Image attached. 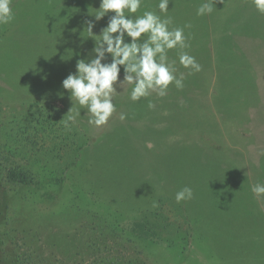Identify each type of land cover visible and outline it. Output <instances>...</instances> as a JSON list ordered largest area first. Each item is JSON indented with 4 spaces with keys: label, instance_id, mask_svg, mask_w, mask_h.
I'll return each instance as SVG.
<instances>
[{
    "label": "rangeland",
    "instance_id": "1",
    "mask_svg": "<svg viewBox=\"0 0 264 264\" xmlns=\"http://www.w3.org/2000/svg\"><path fill=\"white\" fill-rule=\"evenodd\" d=\"M179 2L181 0H174L171 4L179 8ZM157 5V0H143L138 15L144 11L160 14ZM175 12L181 15L178 10ZM13 13L14 20L0 26V88L3 86V91L10 95H13L10 85L21 79L20 72L28 70L31 63L38 64L36 56L26 52L30 45H27L30 39L27 36L29 33L47 32V29L38 27L42 23L35 20L27 9ZM171 14L167 12L166 15L171 17ZM161 16L165 18L163 14ZM177 25V22H172L169 27ZM15 36H20L19 46L13 43ZM178 51L173 49L172 56L178 57ZM179 68H176L177 76L182 74ZM188 70L183 72V77L187 76ZM205 74L202 79H196L203 80L204 86L207 80L213 90L215 78L211 79L210 73ZM119 80H123L122 68ZM125 84L116 89L117 93L125 90ZM188 85L195 86L192 82ZM259 85L264 91V80ZM210 99L209 96L203 101L206 108L210 107ZM19 104L0 109V131L14 135L8 140H0V151L2 147L17 149L11 151L14 152L12 155L5 152L8 161L3 160L0 154V264H179L187 257L181 249L191 233L187 218L175 199L161 198L175 196L183 187L181 183L169 185L166 193L161 195L162 190L156 187L158 184L150 181V191L155 195L154 199L157 198L158 206L152 211H139L135 205L145 199L135 196L137 191L140 192L137 185L127 195L122 183L108 182L109 172L104 171L105 165L91 168L98 162L86 167L88 171L85 173L81 170L75 175L77 184L80 174L78 186L69 180L73 174L59 176L58 173L45 172L47 167L43 164L46 158L60 167L68 157L74 158L73 149L88 142L86 127L80 124L78 117L66 128L64 121L69 113L49 100L25 97ZM190 104L191 109L198 106L197 103ZM252 106L256 108V104ZM115 119L118 117H112L111 122ZM245 119L227 123V127L233 126L227 130L231 135L227 136V142H237L234 153L240 152L253 159L254 169L264 156V123L261 118ZM87 128L94 132L107 131L108 125H89ZM14 131L23 133L17 141L18 134ZM210 133L216 137L214 130ZM216 139L220 143L218 137ZM20 143L29 151L27 160L15 153ZM35 151L43 157L38 163L42 166L41 171L36 168L20 170V166L29 168V163L37 165L34 162ZM10 171L23 172L25 179L22 182L10 181L6 178ZM101 171L104 174H100ZM168 179H164L165 184ZM71 189L86 192L68 193ZM184 204L190 208V216L198 219V227L202 231L200 248L206 250H195L196 257L188 258L187 264H264V211L232 206L218 209L194 195ZM262 222L261 226L257 225Z\"/></svg>",
    "mask_w": 264,
    "mask_h": 264
},
{
    "label": "trees",
    "instance_id": "2",
    "mask_svg": "<svg viewBox=\"0 0 264 264\" xmlns=\"http://www.w3.org/2000/svg\"><path fill=\"white\" fill-rule=\"evenodd\" d=\"M205 2L207 0H181L177 4L181 10L174 8L173 4L168 6V12L172 13V22L174 24L177 22L178 27L184 28L186 40L189 42L188 49L184 51L195 57L202 70L192 73L184 69L177 63V55L172 56V50H169V60L176 61V68L181 67L180 73H186L188 70L187 76L183 79L182 89L170 85L164 97L153 93L148 98L132 102L129 99L131 86L126 83L123 91L125 97L118 109V120L116 118L112 121L110 129L96 137V141L91 144L85 141L82 146L73 149L74 158L68 157L62 167L53 165L46 158L43 164L47 167L45 172L58 173L59 176L73 174V179L69 180L78 186L80 174L77 176V184L75 175L81 170L85 173L88 171L86 167L98 162L91 168L105 165L104 171L109 172L108 182L132 184L138 182V177L133 173L126 172L121 180L114 173L125 167L128 170L134 168L139 157L146 156L149 182L155 181L158 184L169 178L166 185L181 183L183 186L181 188L190 187L193 195L198 200L205 201L210 207L220 209L232 206L264 211V197H257L252 192L257 183L264 184V156L253 169V159L240 152L234 153L238 143L227 142V136L231 137L227 130L233 128L227 127V123L241 122L239 118L249 120L250 117L261 118L264 123V91L259 85L264 80V15L255 10L251 0H222V3H215L214 0L216 10L209 15L197 16L198 7ZM176 10L181 12V15L175 14ZM186 25L188 27H185ZM205 73H210L211 79L215 78L213 90L207 80L204 86L203 80L201 82L196 79H202ZM188 82L194 83L195 86L188 85ZM3 90L2 86L0 104L3 106L0 109L20 105L19 101L25 99L24 96L10 95ZM190 96L195 98L191 99ZM209 96L213 105L211 107L210 104V107L206 108L203 101ZM149 102L154 105L153 108L148 107ZM190 103H197L198 106L194 105L196 109H191ZM255 104L256 108L252 106ZM122 114L123 120L120 118ZM117 123L143 127H139L138 133L125 132L115 126ZM213 130L220 143L210 133ZM14 134H18L17 141L23 133L16 131ZM12 136L14 135L8 131H0V140H8ZM147 139L160 142L159 145L163 148L161 160L154 150L141 151L133 148V144L125 143V141L137 143ZM13 150L17 149L2 147L0 154L3 160L8 161L9 157L5 152L9 151L12 155ZM28 152L23 143H20L18 151H15L17 157L24 160L29 157ZM40 154L36 151L33 154L37 165L29 163V168L20 166V170L25 168L30 171L36 168L37 171H41L42 166L38 163L43 157ZM160 161L166 165L165 173L159 169ZM104 171L100 174H104ZM24 175L20 171H10L6 178L22 182L25 179ZM78 192L86 191L79 189ZM78 192L71 189L68 193ZM161 198L175 199V196L165 195ZM177 204L190 225L191 233L186 237L188 241L181 246L187 257L179 262L187 264L188 258L196 257L195 250L200 252L206 250L200 248L202 231L198 227V219L190 216L188 213L190 208L184 202ZM261 224L263 222L257 225ZM166 249L170 251L169 248Z\"/></svg>",
    "mask_w": 264,
    "mask_h": 264
},
{
    "label": "clouds",
    "instance_id": "3",
    "mask_svg": "<svg viewBox=\"0 0 264 264\" xmlns=\"http://www.w3.org/2000/svg\"><path fill=\"white\" fill-rule=\"evenodd\" d=\"M169 2L160 0L157 5L160 14L144 11L142 15L133 17L143 0H100L99 9L94 10L95 21H100L109 13L113 15L109 16L106 27L99 35L93 32V21L85 22L87 36L94 41V47L87 58L77 60L75 73L69 74L61 83L72 103L68 111L71 114L64 121L66 128L70 122L81 117V109H87L85 114L90 117L89 125H106L116 112L113 103V96L119 94L116 89L125 83L131 86L129 99L132 102L148 98L153 93L164 97L170 85L182 89L184 77L182 74L177 76L176 61L169 60V50L179 49L178 61L184 69L192 73L202 70L195 57L184 51L189 47L184 28L169 27L172 24L171 17L166 15ZM215 3H222V0H215ZM215 3L214 0L202 3L197 9V16L211 14ZM251 3L259 14L264 15V0H251ZM11 5L12 0H0V26L14 20ZM121 68L123 80H119ZM148 107L153 108L154 105L149 102ZM120 118L123 120L124 115ZM252 192L257 197H264V184L257 183ZM192 198L190 187H184L175 194L177 203Z\"/></svg>",
    "mask_w": 264,
    "mask_h": 264
},
{
    "label": "crops",
    "instance_id": "4",
    "mask_svg": "<svg viewBox=\"0 0 264 264\" xmlns=\"http://www.w3.org/2000/svg\"><path fill=\"white\" fill-rule=\"evenodd\" d=\"M174 0H170L169 4ZM159 3L160 0H157ZM168 4V5H169ZM100 0H12V10L25 11L27 9L32 15L35 16V20H38V25L42 30L47 29V32L43 33H29L27 36L30 38L27 42L28 49L26 52L36 56L37 63H31L32 65L28 70L22 71L21 79L14 81L10 86V93L13 95H21L35 100H49L53 102L58 108L64 112H68L72 107L69 94L62 89L61 83L69 74H74L76 71V62L78 59H85L91 53L94 47V41L87 36L86 21H93L95 27L93 29L94 34L99 35L101 29L106 27L109 16L113 15L109 13L100 21H95L93 17L94 10H98ZM141 8L135 14L141 13ZM20 36H15L13 42L16 46H19L18 40ZM95 39V38H93ZM1 46V45H0ZM14 70L17 67L13 68ZM118 88V87H117ZM122 89L119 94L113 96V103L116 107V112L109 118L107 125L110 129L112 117H117L118 109L121 106V100L125 95ZM62 98H59L61 97ZM87 109H81L80 124L84 125L85 133L88 136V143L96 141V137L106 133V130L93 131L88 129L87 126L89 115L85 114ZM71 114V113H69ZM78 118V117H77ZM78 118V119H79ZM115 126L120 131L125 132H137L139 127L128 126L127 124L117 123ZM111 131V130H110ZM125 143L133 144V148L140 149L141 151L154 150L156 155L160 158L163 155L162 147L157 140H145L140 142L125 141ZM165 163L159 165L162 173L166 172ZM131 172L138 177V182L128 184L124 182L125 192L137 185L136 197H144V201L135 205L139 211H152L158 206L157 198L152 195L147 180L149 173L148 169V157L140 156L134 168L128 170L126 167L123 170H119L114 173L118 179H123L126 172ZM125 180V179H124ZM162 190L161 195H164L169 185L165 184V181H161L156 186ZM131 197V196H129ZM154 203L156 206H154Z\"/></svg>",
    "mask_w": 264,
    "mask_h": 264
}]
</instances>
